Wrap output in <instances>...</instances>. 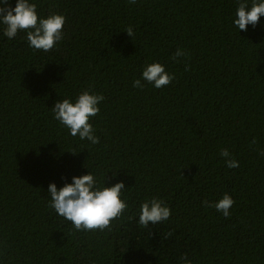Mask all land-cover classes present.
<instances>
[{"label": "trees", "instance_id": "trees-1", "mask_svg": "<svg viewBox=\"0 0 264 264\" xmlns=\"http://www.w3.org/2000/svg\"><path fill=\"white\" fill-rule=\"evenodd\" d=\"M35 2L41 16L66 15L65 37L43 52L0 30V261L264 264V16L239 32V0ZM156 61L172 82L133 87ZM86 89L105 97L90 118L95 145L52 112ZM224 148L239 167H226ZM90 170L107 186L124 181L128 207L104 230L77 231L49 207L47 188ZM225 193L229 217L204 204ZM152 197L172 214L141 227Z\"/></svg>", "mask_w": 264, "mask_h": 264}, {"label": "clouds", "instance_id": "clouds-1", "mask_svg": "<svg viewBox=\"0 0 264 264\" xmlns=\"http://www.w3.org/2000/svg\"><path fill=\"white\" fill-rule=\"evenodd\" d=\"M128 3L135 5L136 0H128ZM37 7L35 0H15L14 6L10 0H0V30L9 40L24 32L30 48L48 52L64 39L63 28L67 17L60 12L41 16ZM261 16H264V0H239L232 22L239 32L247 31L250 24L255 27L260 23ZM125 31L129 36H134L131 25ZM185 55L184 49L177 48L171 59L179 62V58ZM174 77V73L166 70V65L159 61L150 62L144 65L140 78L133 81V87L142 89L145 86L143 81L160 89L169 85ZM104 99L102 93L86 89L80 92L75 100L71 97L58 100L52 107L53 118L68 129L72 137H78L80 141L93 145L98 144L100 137L95 134L90 118L99 113L100 104ZM220 155L224 158L227 168L239 167V161L227 148L221 149ZM261 155H264V152H261ZM125 189L124 181L107 186L105 181L99 182L96 174L90 170L86 174L72 176L70 182L65 178V183L60 187L56 182L50 183L47 188L49 207L57 215L71 222L77 231L104 230L110 226L112 220L122 216L128 207L126 199L122 198ZM234 203L229 193H225L211 204L204 201L206 206L214 207L224 217L231 215L230 209ZM171 214L169 205L157 197H152L141 203L138 223L146 228L150 224L167 221ZM179 260L180 264H193L187 254L182 255ZM0 264L3 262L0 261Z\"/></svg>", "mask_w": 264, "mask_h": 264}]
</instances>
